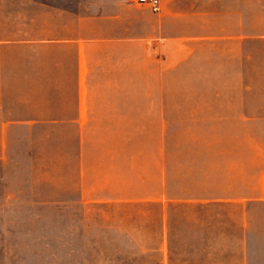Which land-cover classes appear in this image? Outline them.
<instances>
[{
  "label": "crops",
  "instance_id": "0c3cea01",
  "mask_svg": "<svg viewBox=\"0 0 264 264\" xmlns=\"http://www.w3.org/2000/svg\"><path fill=\"white\" fill-rule=\"evenodd\" d=\"M160 1L154 12L138 0H57V6L33 0L44 15L26 25L41 28L43 36L0 38V44L41 43L73 51L52 55L57 67L48 80L60 94L56 103L36 100L33 86L5 84L0 54V139H50L54 133L73 139L72 174L83 203L155 204L161 221L169 204L217 205L238 212L234 220L247 230L254 209L264 206V85L236 70L232 98L164 101V63L176 56L173 45L213 37L204 28L212 17L224 16L227 0ZM190 21L199 31L188 35ZM164 46H170V55ZM49 108H58L57 115ZM184 118L188 124L217 123V146H203L210 144L203 139L197 142L201 146L170 154L165 124L179 126ZM168 155L185 156L180 160L185 169L173 171ZM155 250L167 252L168 246ZM156 264L171 263L165 258Z\"/></svg>",
  "mask_w": 264,
  "mask_h": 264
},
{
  "label": "rangeland",
  "instance_id": "374dc122",
  "mask_svg": "<svg viewBox=\"0 0 264 264\" xmlns=\"http://www.w3.org/2000/svg\"><path fill=\"white\" fill-rule=\"evenodd\" d=\"M47 1L57 6V0ZM43 15L33 0H0V38L42 37L41 28L26 23ZM210 23L204 29L213 37L173 45L176 56L164 63V101L232 98L236 70L264 85V0H227L224 16ZM189 24L188 35L199 31ZM43 45L0 44L2 78L22 90L33 86L36 100L56 103L60 94L48 80L57 67L52 55L73 49ZM170 51L164 46V53ZM49 109L57 115L58 108ZM180 121L165 124L170 154L201 146L197 142L203 139L210 142L203 146H217V123ZM51 135L55 138L0 139V264H156L165 258L171 264H264V206L254 209L245 230L234 220L238 212L217 205L169 204L161 221L155 204L83 203L72 174L75 141ZM185 158L168 155L173 171L185 169L180 161ZM174 184L180 191L182 181ZM159 244L168 251L155 250Z\"/></svg>",
  "mask_w": 264,
  "mask_h": 264
},
{
  "label": "built area",
  "instance_id": "2783aa9c",
  "mask_svg": "<svg viewBox=\"0 0 264 264\" xmlns=\"http://www.w3.org/2000/svg\"><path fill=\"white\" fill-rule=\"evenodd\" d=\"M140 3H144L149 5L154 12H158L160 10V0H138Z\"/></svg>",
  "mask_w": 264,
  "mask_h": 264
}]
</instances>
